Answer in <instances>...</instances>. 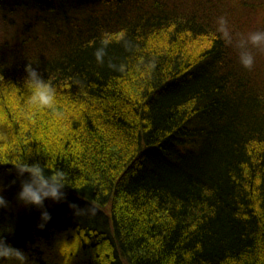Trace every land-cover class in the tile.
Returning a JSON list of instances; mask_svg holds the SVG:
<instances>
[{
	"label": "trees",
	"instance_id": "16d2710c",
	"mask_svg": "<svg viewBox=\"0 0 264 264\" xmlns=\"http://www.w3.org/2000/svg\"><path fill=\"white\" fill-rule=\"evenodd\" d=\"M219 17L264 30V0H0L18 28L0 42V185L29 153L69 185L43 230L37 208L0 209L32 264H264V52L244 69ZM27 63L54 111L27 103ZM58 240L72 252L43 249Z\"/></svg>",
	"mask_w": 264,
	"mask_h": 264
},
{
	"label": "clouds",
	"instance_id": "9594fccd",
	"mask_svg": "<svg viewBox=\"0 0 264 264\" xmlns=\"http://www.w3.org/2000/svg\"><path fill=\"white\" fill-rule=\"evenodd\" d=\"M217 32L228 44L234 45L237 50L238 62L246 70H252L256 63V53L264 52V30H256L243 33H233L225 17L218 18ZM121 40L124 34H120ZM112 43V37L105 33L100 40V46L94 50V58L97 64L103 65L107 56L108 46ZM112 68L117 65L110 64ZM120 71L124 66L120 65ZM26 76L24 78V88L27 92V103L36 107L41 112L54 111L58 103V92L56 87L48 80L43 79L40 73L33 67V63H27L24 67ZM8 133L0 132V140H7ZM31 153L22 156L11 164L16 170L20 180L19 191L16 193V202L25 208L34 207L40 210V223L37 228L43 230L46 224L51 220V214L44 208L45 200H51L54 203L63 202L66 194L63 189L69 186L67 183V174L61 169L51 168L48 161L41 165L38 162L28 163V157ZM47 169V172H46ZM14 183V181H13ZM4 186L0 185V209L9 208V202L5 199ZM69 208L73 210L74 215L81 217L83 215H94L96 209L92 206L79 208L76 204L70 203ZM14 231L12 226L0 227V264H32L28 255L20 248L13 247L5 239V233L11 234Z\"/></svg>",
	"mask_w": 264,
	"mask_h": 264
},
{
	"label": "rangeland",
	"instance_id": "374dc122",
	"mask_svg": "<svg viewBox=\"0 0 264 264\" xmlns=\"http://www.w3.org/2000/svg\"><path fill=\"white\" fill-rule=\"evenodd\" d=\"M13 24H9L6 22H3L0 19V42L4 40L5 38L9 39H15L17 36L18 28L15 26H12ZM17 190L12 191V188H9L6 193H3L5 199L9 202V207L11 208H18L20 209L23 206H20L16 202V193L19 191V187L16 188ZM59 205V207L63 208L65 207L64 204H67L65 200L63 202L55 203V205ZM67 241H61L58 240L53 243L52 247H49L48 249L43 248L44 250L48 251L49 249H52L48 251V253L57 254V256H61V253H68L72 252V247L70 248L69 244H67ZM71 244V243H70Z\"/></svg>",
	"mask_w": 264,
	"mask_h": 264
},
{
	"label": "bare ground",
	"instance_id": "6f19581e",
	"mask_svg": "<svg viewBox=\"0 0 264 264\" xmlns=\"http://www.w3.org/2000/svg\"><path fill=\"white\" fill-rule=\"evenodd\" d=\"M65 206H67V204H64Z\"/></svg>",
	"mask_w": 264,
	"mask_h": 264
}]
</instances>
